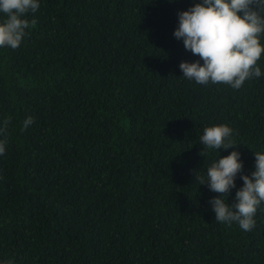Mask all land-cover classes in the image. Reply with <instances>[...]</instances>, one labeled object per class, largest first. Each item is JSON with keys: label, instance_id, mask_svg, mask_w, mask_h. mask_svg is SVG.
Returning a JSON list of instances; mask_svg holds the SVG:
<instances>
[{"label": "trees", "instance_id": "obj_1", "mask_svg": "<svg viewBox=\"0 0 264 264\" xmlns=\"http://www.w3.org/2000/svg\"><path fill=\"white\" fill-rule=\"evenodd\" d=\"M192 3L39 0L20 46L0 48V264H264V203L251 231L220 223L196 180L233 150L254 171L264 54L239 89L186 79L180 62L203 61L173 33ZM219 124L234 149L200 144Z\"/></svg>", "mask_w": 264, "mask_h": 264}, {"label": "clouds", "instance_id": "obj_2", "mask_svg": "<svg viewBox=\"0 0 264 264\" xmlns=\"http://www.w3.org/2000/svg\"><path fill=\"white\" fill-rule=\"evenodd\" d=\"M39 0H0V48L17 49L26 30L35 24L26 15L39 9ZM264 0H193L192 5L178 12V26L173 35L183 40L186 50H190L203 61L179 64L183 76L197 84H225L239 89L246 80L259 78L261 68L257 65L264 54ZM6 119L0 125V155L4 154L8 137ZM34 122L28 116L21 131ZM233 129L225 124L204 128L200 144L205 149L215 150L238 144L232 139ZM201 155H204L201 149ZM254 171L250 175L242 172L240 153L236 150L220 157L206 171V178L196 176L199 184L206 183L209 190L219 195L210 199L215 220L220 223H238L244 231H251L258 207L264 203V152H255ZM243 181L235 192L234 202L226 203L229 190L235 187L237 174Z\"/></svg>", "mask_w": 264, "mask_h": 264}]
</instances>
